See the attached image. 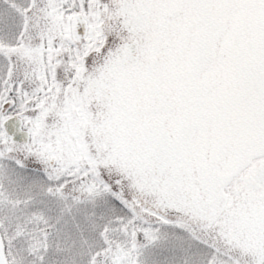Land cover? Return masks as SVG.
<instances>
[{"label":"snow or ice","instance_id":"1","mask_svg":"<svg viewBox=\"0 0 264 264\" xmlns=\"http://www.w3.org/2000/svg\"><path fill=\"white\" fill-rule=\"evenodd\" d=\"M0 264H264V0H0Z\"/></svg>","mask_w":264,"mask_h":264}]
</instances>
